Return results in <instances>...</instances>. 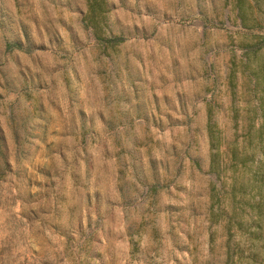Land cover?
I'll use <instances>...</instances> for the list:
<instances>
[{"label":"rangeland","instance_id":"1","mask_svg":"<svg viewBox=\"0 0 264 264\" xmlns=\"http://www.w3.org/2000/svg\"><path fill=\"white\" fill-rule=\"evenodd\" d=\"M261 1L0 0V264L264 262Z\"/></svg>","mask_w":264,"mask_h":264},{"label":"trees","instance_id":"2","mask_svg":"<svg viewBox=\"0 0 264 264\" xmlns=\"http://www.w3.org/2000/svg\"><path fill=\"white\" fill-rule=\"evenodd\" d=\"M87 1H88L87 12L82 17V20H84L87 27L92 28L93 36L96 39H101L102 38L100 35V32H101L100 29L101 28H100V26H97V25H98V22L101 21V19L103 17L102 15L105 12V8L103 5L104 2H103V0H87ZM261 2H262V9H263L264 8V0H262ZM238 3L239 4L242 3V0H238ZM263 46H264V42L262 43V47ZM6 47L7 48H9V47L10 48L20 47V45L18 43L7 44ZM0 154H2L1 138H0ZM258 168H261V167L258 166ZM247 205L249 206L251 212L248 215L246 222L236 221L235 225H236L238 230L243 231L244 233H249V234L253 235V239H254V236H258V235L260 236L262 234L261 233V231H262V210L260 208V205L257 203H247ZM252 213H254V215H251ZM258 256H259V251L257 250V247L254 245L253 249L250 251V253L248 255V258L256 261V258ZM261 264H264V262Z\"/></svg>","mask_w":264,"mask_h":264}]
</instances>
